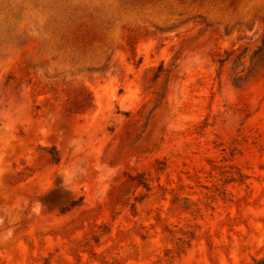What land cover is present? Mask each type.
I'll use <instances>...</instances> for the list:
<instances>
[{"label": "rangeland", "instance_id": "obj_1", "mask_svg": "<svg viewBox=\"0 0 264 264\" xmlns=\"http://www.w3.org/2000/svg\"><path fill=\"white\" fill-rule=\"evenodd\" d=\"M263 39L264 0H0V264L261 258Z\"/></svg>", "mask_w": 264, "mask_h": 264}, {"label": "trees", "instance_id": "obj_2", "mask_svg": "<svg viewBox=\"0 0 264 264\" xmlns=\"http://www.w3.org/2000/svg\"><path fill=\"white\" fill-rule=\"evenodd\" d=\"M262 43H263L262 47H260L256 52H254V57L259 55L264 50V39H263ZM225 61H226V59L220 60L219 63L223 64ZM140 185H142L144 188H146V186L144 184H140ZM81 201H82L81 199L73 201L70 204V206H69L70 208L69 209L74 208L76 206H79L81 204ZM65 211H68V209L62 210V213H64ZM184 244H185V242H182V244L178 246V248H177L178 252H180L182 250V247H183ZM250 264H264V254H263V256L261 258L253 259Z\"/></svg>", "mask_w": 264, "mask_h": 264}]
</instances>
